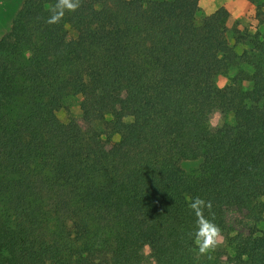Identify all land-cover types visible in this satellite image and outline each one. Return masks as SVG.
<instances>
[{
  "label": "trees",
  "instance_id": "trees-1",
  "mask_svg": "<svg viewBox=\"0 0 264 264\" xmlns=\"http://www.w3.org/2000/svg\"><path fill=\"white\" fill-rule=\"evenodd\" d=\"M55 3L23 0L0 36V264H264V229L201 255L188 207L211 201L221 230L217 211L264 212V29L230 45L226 9L198 0H81L49 24ZM76 94L83 126L56 115Z\"/></svg>",
  "mask_w": 264,
  "mask_h": 264
},
{
  "label": "rangeland",
  "instance_id": "rangeland-1",
  "mask_svg": "<svg viewBox=\"0 0 264 264\" xmlns=\"http://www.w3.org/2000/svg\"><path fill=\"white\" fill-rule=\"evenodd\" d=\"M23 0H0V36L8 29L16 11L20 7ZM246 7H244V14L237 19H234L231 23H229L226 27V38L230 45H233V38L231 33V27L236 26L237 28L247 27V28H258L259 30L264 29V23L258 24L257 19L260 14V11L255 7L251 2L244 0ZM204 10L206 8L204 6L199 7L197 18L204 16ZM66 33L68 38H73L75 36L74 29L69 25H65ZM234 49L237 52L241 51L240 45H234ZM115 53L109 54L108 61L105 65L106 68L111 69L114 65ZM235 73V69L230 68L226 74H221L216 77V84L221 86L229 81V78ZM242 89H249L251 87V82L249 80H243L241 82ZM80 95H72L65 96L63 98V102L61 107L57 109L56 115L61 122H66L69 117H74L77 122L83 126V123L80 119V109H79ZM123 121L128 123L131 121L130 116H125ZM227 122L229 124H233V117L230 112L226 114H220L218 111H213L208 116V125L210 127H215L219 125L221 122ZM100 123H93L92 131L96 132L99 128ZM119 138L118 134H113L111 136V141H115ZM105 149L109 148V143H107L104 147ZM198 165V161L196 160H183L180 162V166L185 171H189L192 168ZM220 214L224 220L225 228L221 230L222 242L218 244L215 250L212 252H219V254H229L230 249L226 245V238L235 233H246L249 230L254 229L256 231L264 229V212L257 217L255 220L246 219L242 213L238 212L235 209H223L216 212ZM147 247L143 248V253L147 254ZM161 255H164V251H160ZM146 264H154L152 259H147Z\"/></svg>",
  "mask_w": 264,
  "mask_h": 264
},
{
  "label": "clouds",
  "instance_id": "clouds-1",
  "mask_svg": "<svg viewBox=\"0 0 264 264\" xmlns=\"http://www.w3.org/2000/svg\"><path fill=\"white\" fill-rule=\"evenodd\" d=\"M80 2L81 0H56V3L48 8L51 15L46 22L58 24L64 17L65 12L75 11L80 6ZM188 207L196 217L197 229L194 242L199 253L206 255L215 250L218 244L222 242L221 229L213 222L215 214L212 212V202L196 196L190 198ZM205 210L213 219H209L204 215ZM208 259L211 260L212 256L208 255Z\"/></svg>",
  "mask_w": 264,
  "mask_h": 264
},
{
  "label": "crops",
  "instance_id": "crops-1",
  "mask_svg": "<svg viewBox=\"0 0 264 264\" xmlns=\"http://www.w3.org/2000/svg\"><path fill=\"white\" fill-rule=\"evenodd\" d=\"M244 0H198V6H204V15L212 12L217 7L223 6L228 12L226 26L234 19L240 18L244 14L246 4Z\"/></svg>",
  "mask_w": 264,
  "mask_h": 264
}]
</instances>
